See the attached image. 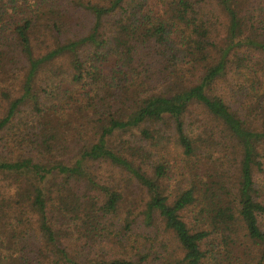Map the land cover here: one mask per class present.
<instances>
[{
	"label": "trees",
	"instance_id": "16d2710c",
	"mask_svg": "<svg viewBox=\"0 0 264 264\" xmlns=\"http://www.w3.org/2000/svg\"><path fill=\"white\" fill-rule=\"evenodd\" d=\"M0 264H264V0H0Z\"/></svg>",
	"mask_w": 264,
	"mask_h": 264
},
{
	"label": "rangeland",
	"instance_id": "374dc122",
	"mask_svg": "<svg viewBox=\"0 0 264 264\" xmlns=\"http://www.w3.org/2000/svg\"><path fill=\"white\" fill-rule=\"evenodd\" d=\"M80 16H76L72 22L73 24V28L71 30V32H68L66 37H72L73 33L75 32H80L83 33V31H86L87 28L89 27V22L88 21H82V19H79ZM220 20L221 17H220ZM215 23L216 25H219V21L218 19H215ZM77 22L79 23V29L75 30L74 28H76V24ZM62 63L59 65L62 69ZM202 120V118L199 116V112H194L193 117L188 119V122L192 125H199V122ZM165 130V129H164ZM198 131V130H197ZM200 132V131H198ZM169 136V135H168ZM164 150L160 152L159 149L153 148L151 145L147 144V143H143V149H148L149 151L152 150V152L158 151L160 155H164L166 157V161L169 162L170 166H171V176H170V181H167L165 183L166 188L170 191V192H175V190L181 186L183 184V182L187 179L190 178L188 176H191L190 172L191 171H195L198 172L200 175L204 172H206L208 169H212L215 172H218L219 168H220V161H218L219 156L214 152H210V153H198L197 156H195L194 158H192L191 160L186 158L183 155V151L182 149L176 145L175 143V139L170 137L167 138L164 142ZM153 162V161H152ZM147 164V163H146ZM146 167V165H145ZM224 167H222L223 169ZM95 170L99 171L98 173H100L106 180L104 181H111V182H116V183H121L123 181V178L120 174V170L116 169L108 164H99L96 165ZM191 179V178H190ZM132 189L134 191H136V195L134 197H138L140 192L137 189V187L135 185H132ZM196 211H192V213H195ZM196 217V214H195ZM27 220L30 219H25V223L27 224ZM194 221V218H193ZM29 225V223H28ZM28 232H29V236H33V233L30 230V227H28ZM149 233V232H148ZM168 240V239H167ZM164 245H161L160 243L156 245V248H158V252H160V250H162V248ZM172 249L174 248V243L169 245L167 247V249ZM211 251V249H209ZM110 252V249H100L99 254L102 255L104 257H111L110 255H108L107 253ZM122 255L124 254V251H119ZM164 253V252H163ZM216 253H218V251H216ZM112 254L117 255V257L120 256L119 253H117L116 251H113ZM165 254V253H164ZM122 257V256H121ZM120 258V257H119Z\"/></svg>",
	"mask_w": 264,
	"mask_h": 264
}]
</instances>
